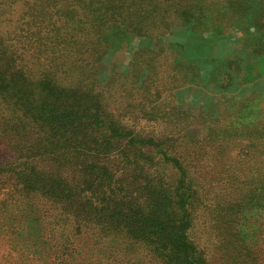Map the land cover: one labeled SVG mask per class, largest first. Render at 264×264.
<instances>
[{"label":"trees","instance_id":"trees-1","mask_svg":"<svg viewBox=\"0 0 264 264\" xmlns=\"http://www.w3.org/2000/svg\"><path fill=\"white\" fill-rule=\"evenodd\" d=\"M199 2L193 18L212 30L201 25L204 5L223 0ZM159 5L0 0V206L25 207L40 227L33 247L45 239L51 248V257L21 260L7 247L13 264L257 262L248 236L252 211L264 208V143L227 149L224 172L206 178L216 168L208 155L186 161L172 136L155 133L173 107L169 82L97 78L116 33L151 36L161 26ZM219 209L228 223L210 251L191 234L196 220L220 221Z\"/></svg>","mask_w":264,"mask_h":264},{"label":"rangeland","instance_id":"rangeland-1","mask_svg":"<svg viewBox=\"0 0 264 264\" xmlns=\"http://www.w3.org/2000/svg\"><path fill=\"white\" fill-rule=\"evenodd\" d=\"M159 2L166 18L161 26L155 27L151 36L116 33L115 42L100 58L97 78L129 75L137 86L150 89H157L160 81L169 82L173 87L169 104L173 107L156 125L155 133L172 136L175 150L186 161L193 155L197 161L208 155L207 160L216 163V168L204 175L213 178L224 172L227 149H237L245 141L251 146L264 143V0H223V7L216 5L210 10L204 5L209 14L202 15L201 25L214 31H200L193 18L199 0ZM3 155L5 151L0 149V161ZM259 187L253 185L252 193ZM252 213L248 243L254 263L264 264V208ZM218 216L221 220L210 225L196 220L191 234L210 251L219 245L213 246L214 233L218 228L226 231L228 223L226 210L219 209ZM31 218L25 207L11 213L9 207L0 206V250H5L0 264L18 260L13 254L9 256L7 247L18 255L23 252L21 260L29 252L31 257L39 253L51 257L45 239L33 247L32 239L40 227ZM43 264L51 263L48 259Z\"/></svg>","mask_w":264,"mask_h":264}]
</instances>
